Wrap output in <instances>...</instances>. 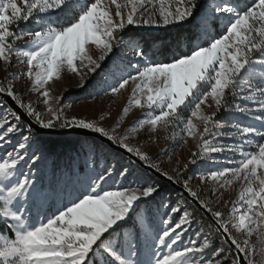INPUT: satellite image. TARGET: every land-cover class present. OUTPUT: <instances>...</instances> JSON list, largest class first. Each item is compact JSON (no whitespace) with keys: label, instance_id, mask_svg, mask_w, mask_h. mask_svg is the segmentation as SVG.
<instances>
[{"label":"snow or ice","instance_id":"1","mask_svg":"<svg viewBox=\"0 0 264 264\" xmlns=\"http://www.w3.org/2000/svg\"><path fill=\"white\" fill-rule=\"evenodd\" d=\"M149 8L153 11L145 17ZM30 18L39 30H11L12 25ZM213 20L223 23L222 35L214 34ZM134 24L188 25V36L181 38L187 40V52L173 54L167 63L148 59L138 41L118 35L126 25ZM24 36L29 39L24 45H17L16 41ZM89 44L100 50L95 60L88 54ZM117 45L132 49L138 60L127 65L135 75L127 73L122 64H114L110 72L116 83L108 85L110 91L116 94L130 81L135 82L123 112L126 114L133 106L145 109L126 132L137 131L135 125L147 124L150 131H155L159 125L175 127L184 123L182 134L195 136L197 128L191 117L202 120L205 127L199 134L201 151L194 155L213 164L219 161L211 159L209 153L239 157L235 166L209 171L207 177L223 180L222 186L232 184L233 180L243 181L235 204H241L245 210L236 215L238 209L234 204L230 212L234 219L231 228L249 236L256 233L264 242V233L260 232L264 227V58H254L257 53L264 57V0H252L250 6L243 7L228 0L203 4L200 0H22V6L17 0H0V60L10 64L14 55L23 57L19 62L26 63V72L20 75L32 81L33 90H42L45 104L50 105L46 87L49 81L64 70L78 73L77 61L81 65L87 61L89 71L95 73ZM254 80L258 85L252 83ZM241 83L247 85L242 89L247 95H241V100L251 101L256 107L237 104L236 108L254 123L241 127L242 122H238L231 130L219 132L221 139L228 138L233 143H217L213 132L225 126L212 124L216 113L204 114L201 105L210 97L220 110L227 103L228 92ZM0 94L18 101L24 116L31 118L22 125L20 114L0 117V148L11 143L9 137L13 134L22 137L12 152L0 158V222L13 233L9 237L0 232V264H89L90 254L100 257L91 264H229L223 249H215L207 236L199 246L195 241L190 242L191 246L182 245L181 230L189 223L188 213L179 222H173L171 214L181 209L171 207V213H165L168 219H158L160 207H166L163 200L153 206L160 187L150 178L137 175L130 163H110L112 153L103 144L82 146L83 171L74 169L69 174L72 191L65 193L67 197L75 193L74 198L68 199L66 205L61 203L57 213L47 217L46 222L37 220L44 205L60 194L54 185L37 184L32 179L31 167L41 158L36 155L41 148L33 137L34 125L41 129L75 126L98 133L170 181L182 183L192 197L196 198L197 193L179 176H171L152 164L147 153L127 142V134H112L95 121L75 116L69 119L63 109L51 106L48 108L51 118L45 119L31 103L25 104L17 96L11 83L0 85ZM188 105L194 108L184 122L180 110ZM24 130L28 135H24ZM250 146L256 150H245ZM22 163L30 165L27 173L21 171ZM114 171L128 181V186L102 190V184L112 178ZM200 204L212 214L217 231L245 254L248 264H253L249 242H241L232 235L224 213L213 212L204 201Z\"/></svg>","mask_w":264,"mask_h":264},{"label":"rangeland","instance_id":"2","mask_svg":"<svg viewBox=\"0 0 264 264\" xmlns=\"http://www.w3.org/2000/svg\"><path fill=\"white\" fill-rule=\"evenodd\" d=\"M106 2H108V0H106ZM211 2H213V0L200 1L202 4ZM251 2L252 0H243L241 2L242 4L240 3L239 5L241 7L245 5L250 6ZM17 3L22 6V0H17ZM112 11L114 12V6H112ZM151 11H153V9L149 8L148 12L144 13L145 17H147L148 13ZM213 23H216L222 30L221 34H214L217 36L222 35L224 28L223 23L218 20H213L212 24ZM172 26L175 25L154 26L134 24L130 27L143 32H157ZM126 27L128 26L126 25ZM11 30L21 32L30 30L35 31L39 29L30 18L29 21H19L18 23L12 25ZM28 39V36H24L17 40L16 43L17 45L22 46ZM135 40L138 41L137 39ZM87 48L88 54L91 55L94 60L97 59L100 55V50L97 49L94 44H89ZM125 57L127 59H124ZM146 57L153 60L150 55H146ZM254 58L260 59L264 57H261L257 53L254 54ZM23 59V57L18 58L14 55L11 58L10 64H6L4 61L0 60V85L6 86L11 83L17 96L22 99L25 104L31 103L35 111L41 113L45 119L51 118V113L48 112V108L51 106L53 109H63L65 117L69 119L75 116L78 119L95 121L98 125L105 127L112 132V134L118 136L127 134L129 136V140L127 142L132 147H139L142 152L147 153L152 164L159 165L163 172H167L171 176H179L182 181H186L192 191L197 193V197L195 199L199 203L200 201H204L213 212L221 211L224 213V218L229 221L232 235L241 242H249V255L253 264H264V242L261 241V237L256 233L249 236L246 232L237 231L236 229L231 228V224L234 222V219L233 216L230 215V212L239 198L243 181L233 180L232 184L222 186L223 180L213 181L207 178L209 171L235 166L239 157H233L231 153H209L208 155L211 159L219 161L218 163L213 164L210 161H206L203 156L194 155V153L201 151L200 145L202 144V141L200 140L199 134L204 131L205 127L202 120L196 117H191V111L193 110L194 105H188L187 107L182 106L180 116L184 122H186L189 117L192 118L193 123L197 128V134L195 136H189L186 133L182 134L184 123H179L175 127L171 125L167 127L159 125L155 131H150V126L147 124H144L143 127L135 125L138 128L137 131L126 132L129 126H132L133 122L136 121L137 118L142 117V113L145 111V109L138 106H133L126 114L123 112V109L128 105L129 99L132 96V89L135 86V82L130 81L124 89H121L116 94L111 93L108 85H115L116 83L115 78L110 72V69H113L114 64H122L127 73L135 75V71L132 68L127 67L129 61L135 64L138 60V58L133 57L132 49L121 47L119 45L115 46L113 48V53L110 54L105 61L101 62V68L95 73L89 71L90 65H87V61H85L84 65H81L80 62L77 61V66L79 68L78 73H73L68 70L62 71L58 78H54L52 81H49L46 86L51 97L50 105L44 103V97L41 95L42 90H33L32 81L26 75H20L21 73L26 72V63L19 62ZM155 62H157V60H155ZM142 66L143 65L141 64V67ZM105 79H107V83H105ZM86 83H88V85L84 92L80 93L78 96L72 95L74 93L71 94L73 91L84 88ZM252 83L254 85H258L259 82L254 80ZM82 84L84 85L83 87L81 86ZM246 88L247 85L241 83L237 88L229 91L227 94L228 105L226 103L220 110H217L214 101H212L210 97L205 104L201 105V110L204 114L211 115L214 112L216 113V116L213 117V121L211 122L212 124L225 126L224 128H220L213 132V135L217 136V143H233L231 139H221L219 137V132L231 130V126L238 122H242L241 127L247 126L249 123H254L250 118L245 116L236 108L237 104L241 105V107H256V105L251 101L241 100V95H247L246 91L242 92V89ZM16 102L18 104V101ZM7 113L15 114L4 103V101L0 99V117L6 115ZM8 119L11 120V116H9ZM20 123L22 125L24 124L21 121ZM57 128L66 127H60L58 125ZM34 134L35 132H33V135ZM24 135H28L26 130H24ZM71 136H78L82 138L78 142L69 143L73 149L76 148L78 155L75 156V159H73L67 167H54V160L56 158L53 153H48L42 143L33 136L41 148V151L36 153V155L41 158L34 167H31L32 179L37 184H43L45 186L49 184L54 185L57 193L60 194L44 205V208L40 210V217L36 218L37 220L44 219V222H46L47 217L57 213V209L61 203L66 205L68 203V199L74 198L75 193L73 197H67L65 195L66 192L72 191V184L68 183V176L74 169L81 172L83 171V168L80 167V165H82L81 157L83 155L82 146H87L93 142L90 137L68 135V137ZM206 138L211 139V137ZM9 139L11 140V143L6 144L4 148H0V158H5L7 153L12 152L13 146L17 143V141H21L22 137L19 134H13L9 137ZM97 142L98 144H103L98 140ZM238 142L239 141L237 140L236 143ZM256 142L258 143L261 141L257 140ZM103 145L112 153L110 163L115 164L116 161L126 165L130 163L137 175L150 178L152 182L156 183L160 187V193L153 202V206L155 207L158 202L163 200L166 207H160L158 219H168V216H165V213H171V207L178 206L181 209L179 212L171 214L173 222H179L185 212L188 213L187 219L189 223L183 225L181 230L183 231L180 242L182 245L191 246L190 242L195 241L197 246H199V244L202 243L204 238L207 236L214 242L215 249H223L225 255L228 257L229 264H238L235 252H233L226 245L222 235H220L216 227L206 217H204L202 213L182 195L181 192L177 191L166 182L161 181L122 153L111 149L105 144ZM58 150L60 151V149ZM245 150L255 151L256 149L254 146H250ZM193 160L196 162L192 163L191 161ZM229 160H231L232 163H229ZM144 163L149 165L146 162ZM20 167L22 172L27 173L30 165L22 163ZM131 179L132 177H129V180ZM162 183L166 184L167 187H162ZM178 185L183 187L182 183ZM120 186H128V181H125L114 171L112 178L104 182L101 187L102 190H112ZM61 190H63V192ZM61 197H63V199H61ZM235 206L238 209L236 215L245 210L241 207V204H235ZM60 210H62V208ZM201 217L205 219V223L198 219ZM185 229L186 231H184ZM260 232L264 233V227L260 228ZM197 233H200V235L197 236ZM163 251L167 252L168 250L164 249ZM211 254L212 251L209 250L207 255L210 256ZM241 254L248 263V259L245 258V254ZM89 264H91V262H89Z\"/></svg>","mask_w":264,"mask_h":264},{"label":"trees","instance_id":"3","mask_svg":"<svg viewBox=\"0 0 264 264\" xmlns=\"http://www.w3.org/2000/svg\"><path fill=\"white\" fill-rule=\"evenodd\" d=\"M201 1V0H200ZM243 0H228L229 3L240 4ZM247 1V0H245ZM91 2V0H89ZM242 4V3H241ZM213 30H216L214 33L221 34V28L218 27L216 23L211 24ZM219 29V30H217ZM189 34V26L184 25L183 27L175 25L172 27H167L161 31L157 32H143L139 31L133 27H125L123 32L118 33V35L124 36V38H134L137 39L141 45L143 52L146 55H150L151 59L157 62H170L173 54L179 55L182 52H187L188 43L186 38ZM178 41H180L178 46ZM88 82V81H87ZM88 83L85 84L84 88L71 92L74 93L72 95H79L84 92L87 88ZM228 105V103H227ZM39 142L47 149L48 153H53L55 156L54 167L64 166L67 167L69 163L75 159L77 156L76 148L73 149L69 143L78 142L82 137L78 136H57V135H41L34 134ZM92 142L98 144L96 139L92 138ZM60 149V151L58 150ZM82 167V165H80ZM162 187L166 188L167 185L162 183ZM202 220L204 223L206 222L203 217L198 218ZM0 232H4L7 236H12V230L10 228H6L3 222H0ZM93 260H99V256H89V262Z\"/></svg>","mask_w":264,"mask_h":264},{"label":"water","instance_id":"4","mask_svg":"<svg viewBox=\"0 0 264 264\" xmlns=\"http://www.w3.org/2000/svg\"><path fill=\"white\" fill-rule=\"evenodd\" d=\"M0 99L4 101V103L15 113V114H20L21 115V122L26 124L29 122V120L31 118L24 116V110L21 109L19 107V105L17 104V102L15 100H13L10 96L6 95V94H0ZM33 132H35L36 134H41V135H57V136H68V135H79V136H85V137H90L93 139L98 140L99 142L107 145L108 147H110L111 149L118 151L120 153H122L123 155H125L126 157H128L130 160H132L133 162H135L137 165H139L140 167H142L143 169L149 171L151 174H153L154 176H156L158 179H160L161 181L166 182L168 185H170L171 187L175 188L177 191L181 192L182 195L188 199L192 205L199 210L202 215L204 217H206L215 227V220L213 219L212 215L204 208L201 206V204L195 199L193 198L187 191H185V189L183 187H181L180 185H178L177 183H175L174 181H170L169 179H167L165 176H163L161 173L157 172L154 168L149 167V165L145 164L143 161H141L138 157H136L134 154L132 153H128L125 149L117 147L115 145H112L106 138L102 137L100 134L98 133H93L89 130H85V129H80L78 127L75 126H70V127H66V128H52V129H41L38 125H34L33 126ZM220 233V235H222L224 242L226 243V245L233 251L235 252L236 256H237V262L238 264H248L245 259L243 258V255L241 254V252H238L234 246H232L230 244V242L227 240V238L225 237V235L218 231Z\"/></svg>","mask_w":264,"mask_h":264}]
</instances>
